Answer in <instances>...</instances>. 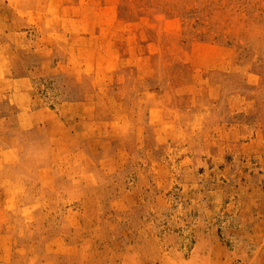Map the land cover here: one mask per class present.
<instances>
[{
	"label": "rangeland",
	"instance_id": "1",
	"mask_svg": "<svg viewBox=\"0 0 264 264\" xmlns=\"http://www.w3.org/2000/svg\"><path fill=\"white\" fill-rule=\"evenodd\" d=\"M0 264H264V0H0Z\"/></svg>",
	"mask_w": 264,
	"mask_h": 264
}]
</instances>
